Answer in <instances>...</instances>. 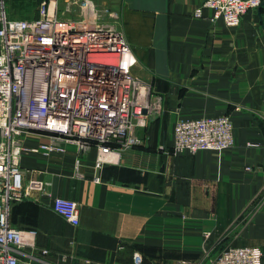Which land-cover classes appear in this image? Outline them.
<instances>
[{"label":"crops","instance_id":"crops-1","mask_svg":"<svg viewBox=\"0 0 264 264\" xmlns=\"http://www.w3.org/2000/svg\"><path fill=\"white\" fill-rule=\"evenodd\" d=\"M2 1L8 18L32 20L43 0ZM95 1L118 13L162 116L99 168L96 146L23 154L25 181L48 182L50 196L10 205L12 225L37 231L20 264H135L136 252L141 264H203L230 245L264 249V5L229 27L208 8L195 15L204 0ZM224 114L233 148L173 153L178 121ZM59 196L78 202L79 225L53 209Z\"/></svg>","mask_w":264,"mask_h":264},{"label":"built area","instance_id":"built-area-1","mask_svg":"<svg viewBox=\"0 0 264 264\" xmlns=\"http://www.w3.org/2000/svg\"><path fill=\"white\" fill-rule=\"evenodd\" d=\"M262 2L204 0L195 15L208 8L211 20L238 27L242 16ZM74 8L71 17L63 16ZM117 20L115 10H100L94 0H65L63 7L60 0H43L32 20L10 19L3 1L0 5V264H20L23 248L35 246L37 231L12 225L10 205L32 191L50 196L48 182L25 181L21 160L26 151L50 155L65 151L66 142L96 146L99 168L113 154L140 145L138 129L161 110L151 86L134 73L138 59ZM43 136L49 141L42 142ZM234 146L230 115L187 118L174 126V154ZM52 207L71 224H80L75 200L55 197ZM263 257L259 246L230 245L211 264H263ZM142 261L136 252L134 263ZM171 264L198 263L177 259Z\"/></svg>","mask_w":264,"mask_h":264},{"label":"rangeland","instance_id":"rangeland-1","mask_svg":"<svg viewBox=\"0 0 264 264\" xmlns=\"http://www.w3.org/2000/svg\"><path fill=\"white\" fill-rule=\"evenodd\" d=\"M94 2L96 3L97 7L100 10H102L103 8H105V7L101 6V5L99 6V3H97V1L94 0ZM76 11L77 10H75V12H71V13H68L67 12L63 16L64 17H71L72 13H76ZM105 21H108L110 23H113V20L110 17H108V16L105 17ZM161 116H162V111L160 110L158 112H154L153 115L149 118V121H148V124H147V131H148L147 134H146L147 136H150L151 131H152L151 129L155 127L154 123L155 122H158L161 119ZM214 258L215 257H210V258L208 257L207 259L204 260V263L203 264H211V262H212V260Z\"/></svg>","mask_w":264,"mask_h":264},{"label":"water","instance_id":"water-1","mask_svg":"<svg viewBox=\"0 0 264 264\" xmlns=\"http://www.w3.org/2000/svg\"><path fill=\"white\" fill-rule=\"evenodd\" d=\"M264 5V2H262V5L260 7H262Z\"/></svg>","mask_w":264,"mask_h":264}]
</instances>
